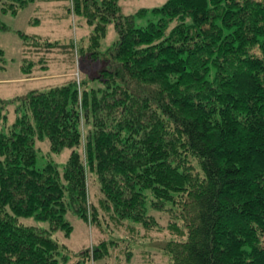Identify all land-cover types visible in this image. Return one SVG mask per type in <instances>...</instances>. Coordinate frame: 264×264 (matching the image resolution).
<instances>
[{
    "label": "trees",
    "instance_id": "1",
    "mask_svg": "<svg viewBox=\"0 0 264 264\" xmlns=\"http://www.w3.org/2000/svg\"><path fill=\"white\" fill-rule=\"evenodd\" d=\"M1 1L16 14L33 0ZM72 10L93 26L88 47L20 32L27 77L53 53L98 58L111 23L119 37L91 79L0 98V119L17 103L0 133V264L67 260L52 236L71 233L67 211L101 220L89 172L113 221L144 222L148 201L183 209L187 238L167 246L171 264H264V0H166L147 26L136 23L147 9L124 14L119 0H72ZM46 137L55 153L71 149L63 173L36 165ZM29 216L50 228L18 222ZM109 254L101 242L74 264Z\"/></svg>",
    "mask_w": 264,
    "mask_h": 264
},
{
    "label": "rangeland",
    "instance_id": "2",
    "mask_svg": "<svg viewBox=\"0 0 264 264\" xmlns=\"http://www.w3.org/2000/svg\"><path fill=\"white\" fill-rule=\"evenodd\" d=\"M165 2L166 0H119V5L124 14H136L141 9H147L146 16L136 19L137 25L147 26L150 21L159 19L160 15L153 10L162 7ZM2 6L0 0V19L8 29L0 31V48L5 52L7 66L0 73V98L10 100L26 96L32 90L45 91L65 84L77 73L80 78L89 80L108 66V50L119 37L114 23L108 25L98 58L91 59L78 52L53 53L47 70L37 72L33 78L27 77L22 68L24 45L20 32L49 38L52 41L79 43V46L87 48L93 26L87 24L81 15L73 13L72 0H33L16 14L5 12ZM16 107L17 103H11L5 109L7 118L0 119V133L16 121ZM36 148L38 168H43L51 162L63 173L71 153L70 148L55 153L51 150L47 137L38 140ZM88 193L89 202L97 206L101 220L99 219L98 224H93L91 219L86 221L72 209L67 211L65 217L73 227L71 233L67 235L60 229L52 234L62 247L64 256H67V260L61 259L62 264H74L81 260L80 256L84 251H92L101 246V242L108 244L109 257L97 260L90 258L86 260V264H171L172 256L167 246L172 244V241L185 240L188 233L189 223L183 216L182 208L172 206L171 209L157 210L148 201V217L144 222L113 221L112 213L100 206L102 192L97 175L92 172L88 174ZM169 205L170 203H167L168 207ZM184 212L188 214L186 209ZM18 222L50 228L48 221L39 220L35 216L19 217Z\"/></svg>",
    "mask_w": 264,
    "mask_h": 264
},
{
    "label": "crops",
    "instance_id": "3",
    "mask_svg": "<svg viewBox=\"0 0 264 264\" xmlns=\"http://www.w3.org/2000/svg\"><path fill=\"white\" fill-rule=\"evenodd\" d=\"M30 78V77H29ZM26 79H28L27 77H26Z\"/></svg>",
    "mask_w": 264,
    "mask_h": 264
}]
</instances>
